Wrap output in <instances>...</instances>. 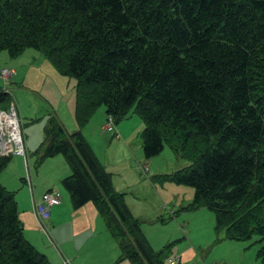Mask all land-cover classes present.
<instances>
[{
  "label": "trees",
  "instance_id": "trees-1",
  "mask_svg": "<svg viewBox=\"0 0 264 264\" xmlns=\"http://www.w3.org/2000/svg\"><path fill=\"white\" fill-rule=\"evenodd\" d=\"M26 48L78 81L80 129L51 114L36 153L66 157L74 208L96 204L122 258L169 255L150 244L81 130L101 106L116 123L133 112L144 121L147 159L170 146L190 160L158 179L193 186L191 207L213 211L222 238L264 242V0H0V52ZM10 160L0 156V172ZM257 257L264 263V245ZM0 264H50L1 184Z\"/></svg>",
  "mask_w": 264,
  "mask_h": 264
},
{
  "label": "rangeland",
  "instance_id": "rangeland-1",
  "mask_svg": "<svg viewBox=\"0 0 264 264\" xmlns=\"http://www.w3.org/2000/svg\"><path fill=\"white\" fill-rule=\"evenodd\" d=\"M13 67L17 68V74L5 80L1 76L2 69ZM2 90L9 94L10 99L0 103V124L5 120L4 114L13 113L12 107L15 106L17 114L14 113L21 137L26 141L23 142L26 152L25 154H19L16 151L8 152L11 162L0 172V182L13 180L10 183L13 186L11 190L18 197L19 188L28 187L30 189L32 179L35 194L39 196V199L42 198L44 191L54 183L60 189L63 199L69 201L67 199L69 194L63 186L62 178L70 175L71 167L66 160H62L64 155L46 158L36 153L33 155L32 152L35 151L30 149L27 136L31 135V143L35 139L39 147L49 118L47 114L49 112L56 114L60 110L61 115L66 116L67 124L65 123V126L63 123L64 126L70 129V124L75 119L77 106V79L74 76L62 74L51 60L34 48H26L22 54L14 57L7 50H3L0 52V91ZM105 111V106L99 107L83 131L86 132V137L94 152L111 174L114 186L116 184L125 188L130 186L131 182L138 181L139 175L135 172L130 176L131 178L126 177L128 165L125 163L126 160L121 162L124 158V146L127 148L128 152L125 153L128 156L133 152L130 146H126L127 138L122 136V130L128 132L132 139L135 137V142L140 135L139 141L143 142L140 133L144 130L145 123L133 112V109L131 116L118 124V126L121 124L118 129L121 133L120 137L114 135L115 131L103 133L101 128L108 119ZM6 126L4 125L1 134L8 143L11 132L10 127ZM133 149L135 152L138 151L137 146ZM191 149L192 146L190 151ZM140 152H143L142 149ZM153 160L155 163L151 164L153 169L150 175L166 171L171 161L175 162L174 170L190 164V160L176 156L170 146H166L164 151ZM147 180L148 182L140 186L139 191H132V189L122 191L117 189V191L125 192L127 203L144 220L142 228L152 246L156 250L168 248L170 255L165 259V264L169 258L180 256L183 264L191 262L204 264L202 258H207L209 261L216 258L221 264H264L262 259L257 257L259 248L264 245V242H260L259 235L255 234L251 240L246 241L218 240L222 239L223 235L215 231V214L206 207L194 211L181 210L179 214H176L175 219L166 224L157 220L163 212L160 213V209H163L164 205L168 210L178 209L180 205L184 207L191 205L195 188L173 181H159L152 184L149 183V179ZM138 193L149 197H146V200L139 199Z\"/></svg>",
  "mask_w": 264,
  "mask_h": 264
},
{
  "label": "crops",
  "instance_id": "crops-1",
  "mask_svg": "<svg viewBox=\"0 0 264 264\" xmlns=\"http://www.w3.org/2000/svg\"><path fill=\"white\" fill-rule=\"evenodd\" d=\"M11 69H15L16 71L15 75H16L17 68L13 67ZM15 108H16L15 106L12 107V109H15ZM58 112H56L55 115L61 120L62 123L67 124L66 116L61 115L62 114L61 110ZM47 115H49L50 117L51 115L50 112ZM127 118H124L121 121ZM75 119H76V116H75ZM75 119L72 122V124H70L71 125L70 129H67L65 127L66 124L64 126L66 130L70 133L80 129ZM119 123H116V130L114 132L115 133L114 135L118 137H120V134H121L120 132H118L119 126L121 125L120 124L118 126ZM83 128H81L82 132H84ZM101 129L103 133L109 132V131H104L103 126ZM122 133H123L122 136L127 138L126 146L127 147L130 146V149L133 152L131 153V155L128 156L125 153V152H128L127 148L124 146V158L121 160V162L126 160L125 163L128 165V168H126L127 170L126 177L131 178L130 176H132L136 172L139 175V180L138 181L136 180L135 182H131L132 184L130 186H126L125 188H123L124 186H117L115 184L116 190L118 189L119 191H122L124 189H128V190L132 189V191H135V190L139 191L140 186H142L144 182H148L147 179H149V183H152V184L159 182V181H168V180H159L158 176L165 174V173H172L176 170L181 169V168H178L174 170L175 162L171 161V163H169L170 165L168 164L169 166L167 167L166 171L160 172L158 174L150 175L153 169L152 165H154L155 160H153L154 157L151 159H147L145 157V153L143 149V142L139 141L140 135L138 136L137 141L135 142L136 138L133 137L132 139V137H130L128 132H125L122 130ZM83 134L85 135V137L87 136L86 132H84ZM30 138H31V135H28L27 142H28V145L30 146V149L32 151H35V152H32V154L35 155L36 151L40 148V146L39 147L37 146L35 139L31 143ZM43 140H44V133H43ZM43 140H41V143ZM25 142L26 141L24 139V143ZM134 146L138 147V151L136 152L134 151L133 149ZM141 149L143 152H140ZM55 156H61V155L57 154ZM62 160L67 161L65 156H64V159ZM71 174H72V169H71L70 175ZM65 178H62V179L64 180ZM12 182L13 180L11 181L5 180V182H0V184L3 185L7 190L13 192V190H11L13 186H11L12 184H10ZM30 183H31V188L30 189L28 187L19 188L20 192L18 194V197H16V200H18L17 203H18V208H19V217L21 221L23 222L24 233H25L26 238L30 242H32L38 248L40 252H42L48 257L50 264H62L65 259H68L71 262V264H133L129 259L122 258L123 256L122 249L118 241L116 240V238L113 236V234L109 230L105 218L102 216V214L100 213L98 207L96 206L94 202L92 201L88 202L82 207L76 209L73 206L71 195L69 191L67 190L69 194V196L67 195L68 196L67 199L69 201H65L63 199L64 197L62 196V202L59 205L53 206L51 208L50 218L47 220H43L39 217L35 209V204L40 202V199L42 198L39 199V196L35 194V190H34L35 186L32 182V179ZM50 190H57L61 193L60 189L57 186H55L54 183L49 189L45 190L44 192H47ZM121 193L125 194V192H121ZM142 195L143 194L138 193V198L142 200H146L147 199L146 197H149V196H144V195L142 196ZM127 205L129 206L132 213L140 220L141 227H142L144 220H142V218L134 212L133 208L131 207V205H129V203H127ZM191 205L186 206V207L180 205L178 209L174 208V210L173 209L168 210L167 207L164 205L163 209H160V213L162 211L163 212L157 217V220H160L163 224H166V223H169L170 220L175 219L176 214H179L181 210L184 211V209H186V210L194 211L195 209H198V208H192ZM202 207H199V208H202ZM163 213L167 215H164ZM215 231H216V216H215ZM45 234H47L48 236H46ZM146 237L147 239L149 238L147 235ZM218 240H229V239L219 238ZM235 241H239V240H235ZM163 250L168 251V248H165ZM156 251L160 252L162 250H156ZM168 255H170L169 252H168ZM202 259L204 260V264H213V263L221 264L219 261H217L216 258L210 260L211 262L207 260V258L206 259L202 258ZM178 264H183L181 256L178 258ZM189 264H194V262H191Z\"/></svg>",
  "mask_w": 264,
  "mask_h": 264
},
{
  "label": "built area",
  "instance_id": "built-area-1",
  "mask_svg": "<svg viewBox=\"0 0 264 264\" xmlns=\"http://www.w3.org/2000/svg\"><path fill=\"white\" fill-rule=\"evenodd\" d=\"M16 71L15 69L10 68H3L1 71V76L5 80H9L11 77L15 75ZM13 112H16V109H13ZM104 131H115L116 130V121L113 115H109L107 119V123L103 125ZM24 139L22 137V145L18 146V144H15V147H13L10 151H16L19 154H25V145H24ZM8 151V152H10ZM8 152H2L0 151V156H7L10 153ZM8 153V154H7ZM7 154V155H2ZM62 202V195L57 190H50L43 194L42 199L40 202L35 204V209L39 217L43 220H47L51 216V208L53 206L59 205ZM62 264H71V262L68 259H65ZM168 264H178V258H169Z\"/></svg>",
  "mask_w": 264,
  "mask_h": 264
},
{
  "label": "bare ground",
  "instance_id": "bare-ground-1",
  "mask_svg": "<svg viewBox=\"0 0 264 264\" xmlns=\"http://www.w3.org/2000/svg\"><path fill=\"white\" fill-rule=\"evenodd\" d=\"M4 117H5L4 122L0 124V151L1 149H3L2 152H8L13 147H15L16 143L18 144V146L22 145V142H21L22 137L20 134L19 124L16 119V114L14 112L11 114L5 113ZM4 125H7L8 127H10L11 136H10V139H8V143L5 141V137L3 136V134H1L2 129L4 128Z\"/></svg>",
  "mask_w": 264,
  "mask_h": 264
},
{
  "label": "water",
  "instance_id": "water-1",
  "mask_svg": "<svg viewBox=\"0 0 264 264\" xmlns=\"http://www.w3.org/2000/svg\"><path fill=\"white\" fill-rule=\"evenodd\" d=\"M1 111V110H0Z\"/></svg>",
  "mask_w": 264,
  "mask_h": 264
}]
</instances>
